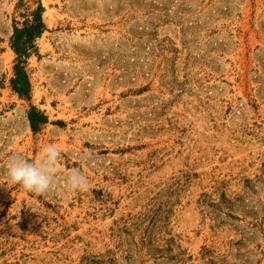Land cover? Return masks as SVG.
<instances>
[{
	"label": "rangeland",
	"instance_id": "obj_1",
	"mask_svg": "<svg viewBox=\"0 0 264 264\" xmlns=\"http://www.w3.org/2000/svg\"><path fill=\"white\" fill-rule=\"evenodd\" d=\"M49 144L53 189L11 184ZM0 264H264V0H0Z\"/></svg>",
	"mask_w": 264,
	"mask_h": 264
},
{
	"label": "clouds",
	"instance_id": "obj_2",
	"mask_svg": "<svg viewBox=\"0 0 264 264\" xmlns=\"http://www.w3.org/2000/svg\"><path fill=\"white\" fill-rule=\"evenodd\" d=\"M61 151L52 144L43 148L42 155L35 162L21 156H12L7 162V176L13 185H20L23 190L43 196L53 189L57 164ZM65 190L76 192L86 191L87 178L78 169H74L67 177Z\"/></svg>",
	"mask_w": 264,
	"mask_h": 264
},
{
	"label": "trees",
	"instance_id": "obj_3",
	"mask_svg": "<svg viewBox=\"0 0 264 264\" xmlns=\"http://www.w3.org/2000/svg\"><path fill=\"white\" fill-rule=\"evenodd\" d=\"M43 7L40 6L37 10L32 12V18H28L23 27L15 26L14 35L12 36V47L17 53L16 64L14 66V77L11 79V85L15 92L21 96L30 98L32 91V84L30 74L27 70V58L31 52L36 48L35 41L39 38L47 28V24L43 17ZM29 119L32 128L37 131L40 125L48 121V116L43 112L32 107L29 112Z\"/></svg>",
	"mask_w": 264,
	"mask_h": 264
}]
</instances>
